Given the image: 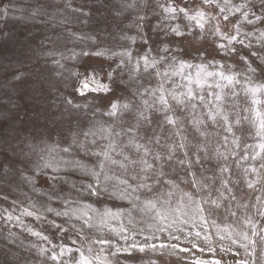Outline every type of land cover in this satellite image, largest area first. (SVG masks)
<instances>
[{"label": "rangeland", "instance_id": "374dc122", "mask_svg": "<svg viewBox=\"0 0 264 264\" xmlns=\"http://www.w3.org/2000/svg\"><path fill=\"white\" fill-rule=\"evenodd\" d=\"M126 2L131 3L132 0H0V8L9 9L6 18L0 15V134L7 136L11 146L6 153L3 152V141L0 139V163L14 165L15 169H19L24 175H32L34 181L32 184L27 183L15 171L6 179H0V213L7 208L14 217H20L19 223L15 219L12 223L0 220V264H53L49 259L50 253L41 254L42 248L51 249L53 244L73 249L71 256L66 254L62 258L67 264H71L72 257H78L76 249L84 251L85 255L93 260V264H99L96 257H100L101 261L106 260L108 264H195L196 261H203L205 264H215L216 261L221 264H264V244L260 243L261 237H264V215H261L264 213V169H259L260 182L255 188L249 189L245 181L256 179L251 167L259 168L261 161L259 158L253 161L250 155L247 160L240 159L245 151L253 154L258 150L255 146L260 139L256 136L258 122L255 112L264 114V93L258 94L256 99L259 103L253 104L252 97L244 90L245 76H251L256 83H264V72L258 70L254 75L247 73L245 65L238 58L218 55L213 50L211 39L203 42L209 52L205 58L209 62L206 71H216L210 64L215 58L218 64L232 65L231 72L237 74L240 83L224 87L221 92L215 84H226V81H221L219 77H208L207 82L213 86L203 88L204 103L201 105L196 101L198 106L194 112L196 117H200L209 106L216 103L215 97L209 93H221L224 98L222 107L229 118L240 121L238 125L233 126L234 137L229 135L226 142V154L230 156L227 161L231 169L230 187L233 189L235 200L226 199L223 201L224 206L219 209L197 213L187 198L183 205L180 203L182 190H189L187 185H181L171 198L170 215L166 222L175 220L176 223L165 231H156V222L151 212H141L129 204L127 199L114 198L107 194L99 197L89 196L86 191L81 192V185L87 184L90 177L62 163L68 157L60 149L66 146L70 139V129L75 130L79 126L84 130L93 127L98 130L102 125L107 126L112 122L103 114L109 99L112 98L111 94L107 97L99 94L97 99H92L97 95L94 93L80 97L74 91L78 84L75 74H79L82 79L86 73L95 70L101 82L110 83L107 73L109 70H115V95L123 98L129 95L132 89L122 91L119 87L121 81L133 86L137 83H142L145 87L157 85V78L153 75L142 70L140 73L134 71L135 62L144 54L146 47L153 49L150 55L154 57L172 55L160 50L167 41L175 38L165 36L163 31L153 28L157 23H167L162 22L159 16L151 15L145 28L151 37L150 44L143 45L140 39L136 27L137 15L149 11L144 7L145 3L154 7L152 0H136L137 7L130 9L121 7ZM192 2L193 0H189V3ZM195 2L199 3V0ZM37 9L38 14L33 15ZM81 10L87 15H82ZM225 30H231V25ZM130 38H135L136 42L132 43ZM95 51L105 55H92ZM126 51L132 53L131 62L127 56L121 55ZM84 52L89 55H83ZM177 55L184 56L193 65L201 63L200 60L183 53ZM57 60L59 65L55 63ZM121 60H124V66L118 67ZM250 60L254 61L255 58L250 57ZM257 63L252 66L257 67ZM166 66L167 61L162 67ZM196 72L195 66L186 68L183 76L191 75L195 78ZM130 76L134 79L129 80ZM170 80L171 83L165 84L166 88L174 89L178 93L187 91V79L181 75L172 76ZM192 87L195 89V84ZM233 92L237 95L233 96ZM66 98L81 105L89 104L90 107L73 109L64 103ZM192 113L190 107L177 108V114L184 121L189 140L195 143L193 137L197 134L188 123L193 118ZM123 119L126 123L129 114H125ZM158 119H161L160 114H153V129L157 127L155 121ZM120 126L117 122V130ZM208 131L212 133V143L220 147L221 151H225L221 147L222 136L228 134L223 132L221 127L211 126L210 122ZM163 134L167 136L169 130L165 128ZM234 138L238 139L239 148L233 144ZM95 139L97 143L91 145L90 149L99 151L108 143L101 134ZM218 140L221 143H217ZM29 145L35 146V151ZM232 152L236 154L235 160L231 159ZM73 155L89 169L97 165L98 158L93 156L91 151L74 152ZM46 162L57 165L60 171L53 173L51 168L41 171L37 167ZM213 169L216 170L215 176ZM200 171L215 180V187H220L219 181L222 177L216 168L215 160L211 165L206 163ZM52 175L58 177L55 185L50 179ZM109 175L115 178L123 176L124 173L118 166H111ZM65 180L67 183H64ZM73 185L76 186L75 189ZM53 192L57 195H51ZM204 195L201 193L197 199ZM217 195L218 193L213 191L212 198L215 199ZM5 196L6 200L3 199ZM69 200L72 201L69 208L90 209L89 214L94 217L96 213L104 210L123 215L109 218L106 226L102 228L94 227L89 239L82 241L77 231L72 229L70 224L64 223V218L43 212L44 206H50L55 211H64L63 202ZM32 206L40 209L47 219L38 221L23 216L22 211ZM204 207L208 209L210 205ZM233 212L235 215H232ZM53 220L69 228V231L61 232L54 228L50 223ZM121 228L125 229L130 237L127 242L123 239ZM28 229L42 233L52 243L32 235ZM253 230L258 235L252 236ZM153 232L157 239L152 242L157 245L161 242L174 244L177 248L169 247L163 255L147 249L144 252L132 250L131 254L121 252L115 256L111 255L115 248L127 247L133 242L143 243L144 236ZM197 232L200 233L199 237ZM240 233H247L249 240H244ZM170 236H179L180 239H172ZM97 237L110 241V244L91 243V240ZM73 240H76L75 244L72 243ZM251 240L257 241L255 248L250 243ZM194 243L197 245L195 248L192 246ZM89 247L91 252L88 251ZM101 248L104 250L101 251Z\"/></svg>", "mask_w": 264, "mask_h": 264}, {"label": "snow or ice", "instance_id": "6c2138e0", "mask_svg": "<svg viewBox=\"0 0 264 264\" xmlns=\"http://www.w3.org/2000/svg\"><path fill=\"white\" fill-rule=\"evenodd\" d=\"M154 7L147 3L144 7L149 11L137 15L136 27L140 33V39L143 45H149L151 37L145 31L146 26L150 21L151 15H157L162 22L153 26L156 31H163L165 36H172L175 39L167 41L160 49L163 53H172L168 56H151L153 49L146 47L144 54L141 55L135 62L134 71L153 75L157 78V85L155 87H145L142 83H137L135 86L130 83L121 81L119 87L122 91H130L129 95L125 97H117L115 95L116 85L115 70H109L107 79L110 83L101 82L96 75L95 70L86 73L80 79L79 74L78 84L74 91L80 97H86L89 93L97 94L92 99H97L99 94L109 96V99L104 115L111 119V123L107 126H101L98 130L88 128L84 130L81 127L77 129H70V139L66 142V146L60 149L66 154L68 159L63 160L66 167L73 170L81 171L85 176L90 177L87 184L81 185L80 191H86L89 196H101L107 194L114 198L127 199L129 204L138 208L141 212H151L153 220L156 222V231H165L176 223L173 220L171 223H166L170 215L171 198L175 194V190L180 189L181 185H187L189 190H182L180 203L183 205L185 198L194 205V211L203 213L213 209H219L224 206L223 201L231 198L235 200L231 184V169L227 163L230 156L226 154L228 150L227 140L228 136L234 137L233 126L238 125L239 120H231L228 113L222 107L223 96L221 93H209L215 97V105L209 106L207 110L200 116L196 117L194 110L197 108L196 101L203 105L205 97L202 90L205 86L211 88L213 85L207 82L208 77H219L221 81H226V84L216 83L215 87L221 89L229 85L240 83L237 79V74L231 72L232 65H225L217 63L215 58L210 62L211 67L216 71L208 72L206 68L208 63L205 58L209 55L207 48L204 47L203 42L211 39L213 50L222 57L238 58L245 65L246 72L255 74L258 70L264 72V0H199L196 3L193 0H152ZM122 8H136V0L131 3H125ZM157 9L159 12H157ZM75 10V9H74ZM38 9L33 12V15L38 14ZM9 9L7 7L0 8V15L7 17ZM162 13V15H160ZM82 15H87L83 13ZM231 25V30H225L228 25ZM247 26V27H245ZM132 43H135V38H130ZM247 50V51H244ZM177 53H183L193 59H198L201 63L193 65L184 56H179ZM96 56H103L105 53L95 51L91 53ZM51 55V53H50ZM83 55H89L84 52ZM122 56H127L129 62L132 60V53L126 51L121 53ZM254 57L255 60H250ZM142 61V64H141ZM167 61V66L162 67ZM258 62V63H257ZM57 65L60 62L55 61ZM124 60H121L118 67L124 66ZM257 63V67L252 64ZM62 66V65H61ZM197 68L195 78L191 75L183 76L186 68ZM181 75L182 78L187 79V91L176 92L174 89L166 88V83H171L170 77ZM19 77H17L18 79ZM134 79L132 76L129 80ZM195 84L194 89L192 85ZM196 89H200L197 92ZM245 93L252 97V103L257 104V95L264 93V83H256L251 76H245ZM233 96L237 93L233 92ZM139 101L138 103L136 101ZM64 103L73 109L88 108L89 104L74 103L73 99L66 98ZM190 107L193 110V118L188 121L192 125L194 132L197 134L193 139V143L189 140L185 130L184 121L177 114V108L187 109ZM125 114H129V119L125 123ZM153 114H160L161 119L155 121L157 127L153 129ZM255 118L258 122L256 136L259 137L260 142L255 146L257 151L249 154L247 151L240 157L242 160L250 158L253 161L260 159L259 168L251 167V172L255 174L256 179L246 180L247 187L253 189L256 184L260 182V171L264 169V114L260 111L255 112ZM117 122L121 125L117 130ZM209 122L211 126H218L223 129L228 135L222 136L221 147L225 151H221L220 147L214 145L210 139L212 133L208 131ZM169 130V134L165 136L164 129ZM151 133V134H149ZM101 134L102 138L108 143L101 147L99 151L91 148V145H96L95 137ZM92 139H89V138ZM126 138V139H125ZM0 139L3 141L2 150L7 152L11 147L7 136L0 134ZM233 144L236 148L240 147L238 139H233ZM33 151L35 146L29 145ZM251 147V146H248ZM15 150L13 149V152ZM23 151V149H21ZM83 151L85 153L91 151V154L98 158L95 168H87L73 155L74 152ZM231 159H236L235 152L231 153ZM216 161V168L222 177L219 181L220 187H215V180L212 177L204 175L203 169L205 164L211 165L212 161ZM239 166V162L237 161ZM118 166L124 173L123 176L115 177L109 175L110 167ZM199 166V167H198ZM41 171L45 169H52L53 173H58L60 168L51 163L46 162L43 165H37ZM207 169H205L206 171ZM12 171L23 179L32 184L33 176L24 175L19 169H15L14 165L10 163H0V179H6ZM248 172V169H245ZM227 173V176L224 174ZM39 174V173H37ZM216 175V170L213 169V176ZM53 185L58 180L56 175L50 177ZM111 182V183H110ZM64 183H67L65 180ZM76 186L73 185V189ZM218 193L215 199L212 198V193ZM201 193L198 200L197 197ZM79 194V193H77ZM51 195H57L53 192ZM7 199V197H3ZM72 201L63 202L64 211H55L50 206H44V213H54L56 217L64 218V223L70 224L72 229L77 231L80 240L89 239L91 230L95 227L97 229L106 226L109 218H115L122 213H113L110 210L96 213V216L90 215V209L69 208V203ZM204 205H210L206 209ZM23 216L32 217L36 220H45L47 217L34 206L25 208L22 211ZM232 215H235L233 212ZM264 215V213H261ZM131 216V214H129ZM20 222V217H14L9 209H4L0 213V220L7 223H12L13 220ZM52 226L61 232H68L69 228L63 227L56 223L55 220L50 221ZM77 225H79L77 227ZM28 231L49 244L51 240L40 232L28 229ZM123 239L127 242L130 237L126 230L121 228ZM199 237L200 233H196ZM244 240H249L247 233H240ZM252 236L258 235L253 230ZM172 239L179 240V236H170ZM157 237L153 232L150 235L144 236L143 243L133 242L127 247L115 248L111 255L115 256L121 252L131 254L132 250L144 252L146 249L151 251H158L161 255L169 247L176 249L177 245H169L161 242L159 245L152 242ZM207 239V237L205 238ZM223 239V237H221ZM73 244L76 240L72 241ZM91 243L99 245H108L110 241L97 237L91 240ZM235 243V241H233ZM253 248L257 241L251 240ZM260 243L264 244V237H261ZM194 248L197 245H192ZM104 249L101 248V251ZM73 249L65 245H52L51 249L42 248L41 254L50 253L49 259L53 264H67L62 258L67 254L71 256ZM78 257L71 258V264H93V260L85 255L84 251L76 249ZM91 252V247L88 248ZM180 251H187V249H180ZM251 254V253H250ZM99 264H108L106 260L101 261L100 257L95 258ZM195 264H205L203 261H196ZM215 264H221L216 261ZM241 264V262H237Z\"/></svg>", "mask_w": 264, "mask_h": 264}]
</instances>
